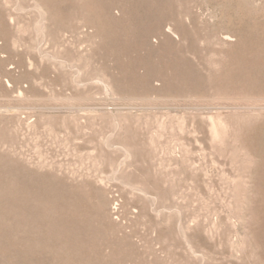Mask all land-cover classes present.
I'll use <instances>...</instances> for the list:
<instances>
[{"label":"rangeland","instance_id":"1","mask_svg":"<svg viewBox=\"0 0 264 264\" xmlns=\"http://www.w3.org/2000/svg\"><path fill=\"white\" fill-rule=\"evenodd\" d=\"M0 264H264V0H0Z\"/></svg>","mask_w":264,"mask_h":264}]
</instances>
